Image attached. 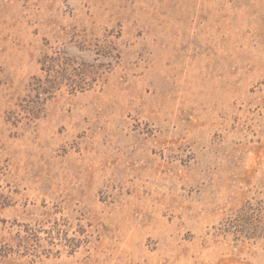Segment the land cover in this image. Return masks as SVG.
<instances>
[{
    "label": "rangeland",
    "instance_id": "rangeland-1",
    "mask_svg": "<svg viewBox=\"0 0 264 264\" xmlns=\"http://www.w3.org/2000/svg\"><path fill=\"white\" fill-rule=\"evenodd\" d=\"M0 264H264V0H0Z\"/></svg>",
    "mask_w": 264,
    "mask_h": 264
}]
</instances>
